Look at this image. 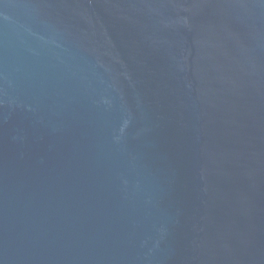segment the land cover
Returning a JSON list of instances; mask_svg holds the SVG:
<instances>
[{
	"label": "water",
	"instance_id": "1",
	"mask_svg": "<svg viewBox=\"0 0 264 264\" xmlns=\"http://www.w3.org/2000/svg\"><path fill=\"white\" fill-rule=\"evenodd\" d=\"M0 264H264V0H0Z\"/></svg>",
	"mask_w": 264,
	"mask_h": 264
}]
</instances>
